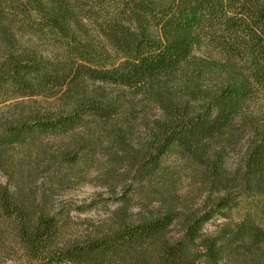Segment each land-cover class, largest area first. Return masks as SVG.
I'll use <instances>...</instances> for the list:
<instances>
[{"label":"trees","instance_id":"trees-1","mask_svg":"<svg viewBox=\"0 0 264 264\" xmlns=\"http://www.w3.org/2000/svg\"><path fill=\"white\" fill-rule=\"evenodd\" d=\"M0 41V264H264V0H0ZM98 151L162 204L68 237L53 191Z\"/></svg>","mask_w":264,"mask_h":264},{"label":"rangeland","instance_id":"rangeland-1","mask_svg":"<svg viewBox=\"0 0 264 264\" xmlns=\"http://www.w3.org/2000/svg\"><path fill=\"white\" fill-rule=\"evenodd\" d=\"M29 39L35 40L29 35H25L21 41L28 43L30 42ZM4 51L5 47L0 41V56ZM140 112L141 118L137 124V135H143L144 133L145 123H143V120L158 116L159 109L154 105H147ZM6 114V108L0 105V117H4ZM1 122L2 120H0ZM102 149L100 148V150ZM241 153L242 149L240 146L231 151L228 157V163L232 166L235 165ZM165 161L171 165L178 164L179 162L173 153L168 154ZM9 181L8 175L0 170V182L8 183ZM127 182L128 179L125 184L123 178H118L111 182V178L109 179L107 174L105 156L102 154V151H98L95 160L84 167V176L70 183L62 182L57 184L53 191L52 200L56 208L64 206L68 211V217L65 223L66 235L68 237L83 236L87 233H94L105 229L116 220L117 213L115 214V212L118 210V207H121V212L119 213H122L123 216L135 219L138 216L149 214V212L162 204V200H159L154 192L149 191L147 183L143 186L140 185L141 187L137 186L133 191H128L126 187L125 189L123 188V185L125 184L124 186H126ZM177 188L180 193H184L188 189V178L183 173L179 175ZM127 191L128 199H126L125 203H122L120 196ZM80 205L83 206L81 207ZM225 220L226 218L224 216L215 215L204 223L203 231L213 233ZM171 231L172 233H177L178 226H173ZM12 263V259L6 260L5 263L1 262V264ZM81 264L107 263L89 262Z\"/></svg>","mask_w":264,"mask_h":264}]
</instances>
